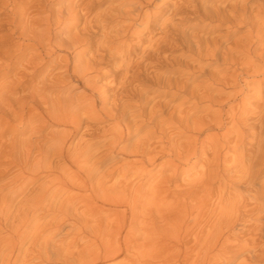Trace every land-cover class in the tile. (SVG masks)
Instances as JSON below:
<instances>
[{
	"label": "bare ground",
	"instance_id": "bare-ground-1",
	"mask_svg": "<svg viewBox=\"0 0 264 264\" xmlns=\"http://www.w3.org/2000/svg\"><path fill=\"white\" fill-rule=\"evenodd\" d=\"M16 1L14 17L8 23L30 43H18L19 53L12 59L10 50L0 53V60L9 57V66L15 71L10 80L0 75V158L9 157L0 167L8 169L7 186L13 197L28 194L19 214L24 222L29 224L49 207L42 217L51 213L52 222L41 228L49 225L61 233L64 228L81 231V226L93 228L89 223H96L97 228H89L100 235L95 237H101L95 240L101 243L91 251L94 263L143 248L183 254L187 264L193 256L204 253L227 264H235L240 257H245L241 264H264V0H222L219 4L215 0H115L118 4L110 3L98 19L91 18L80 2L75 7L67 2L61 8L48 9L50 3L61 0ZM37 2L42 5L43 16L35 14ZM20 5L25 8L16 10ZM184 14L200 18L196 25L202 29L224 28L225 34L205 39L201 33H187L177 18ZM112 20L117 21L116 30L109 32L108 22ZM80 22L84 27L75 37L65 35L54 42L62 32L54 27L67 25L65 32L69 33L68 27ZM245 28L240 38L231 40ZM100 32L96 50L84 59L93 46L90 38ZM146 38L149 46L142 48ZM178 47L188 54L175 64L171 62L174 68L184 67L191 73L194 63L207 62L202 68L205 78L196 87L191 78L175 79L159 72L167 49ZM60 50L72 51L73 61L65 57L61 74L45 72L34 85L39 72L36 67L43 69L60 58ZM46 57L49 60L36 63ZM219 64L225 70L231 66L238 70L232 75L209 71ZM72 65L73 73L92 94H86L79 85L72 86L71 77L64 76ZM112 66L121 74L120 82L114 85L111 81L107 90L97 91L90 77ZM30 69L35 70L33 76L22 82ZM257 76L260 79H245ZM59 83L63 85L56 87ZM143 84L150 85L151 90L143 89ZM154 90H163L172 98L157 102L148 96ZM252 99L257 103H250ZM200 110L207 113L194 119ZM250 118L255 130L251 133L247 125ZM105 121L113 126L99 125ZM15 122L35 125L32 135L52 126L61 129L51 130L46 142L35 150L32 144L17 147L19 141L13 138L4 141ZM2 126L8 129L1 130ZM127 140L130 142L124 144ZM116 157L130 161L117 168L112 177L109 173L113 169L102 174L100 168L115 164ZM200 161L199 173L188 180L190 170L185 167L193 170ZM158 165L162 173L145 189L137 179L151 176ZM164 173L167 176L161 177ZM40 179L43 182L37 189L30 188ZM178 181L181 184L171 189ZM141 232L144 235L137 237ZM192 235H196L192 238L196 242L189 246L186 240ZM106 237L111 239L105 241ZM7 239L1 241L0 253L6 252L7 246H1L8 243ZM89 247L86 250L90 251ZM43 249L48 251L46 246Z\"/></svg>",
	"mask_w": 264,
	"mask_h": 264
},
{
	"label": "rangeland",
	"instance_id": "rangeland-1",
	"mask_svg": "<svg viewBox=\"0 0 264 264\" xmlns=\"http://www.w3.org/2000/svg\"><path fill=\"white\" fill-rule=\"evenodd\" d=\"M116 1H119L118 3H121L120 1L124 2V0H116ZM116 1L115 0H72V2H70V0H61V1H56V2L50 3V5L48 6V9H50V8H53V9L61 8L65 5H67L66 4L67 2H68V4L72 3L73 7H75L74 5L76 3L80 2V3H83L87 7V8H85V6H84L85 10L87 9L86 12L90 13L91 18L93 17L95 19H98V18L102 17L103 15H105L107 8H109L108 6H110L109 5L110 3L117 5L118 3ZM215 1H216L215 2L216 4H219V2L222 0H215ZM236 1L237 0H233L232 3L236 2ZM15 2H17V1L16 0L15 1L14 0H0V53H3V52L10 50L8 55L10 56L11 59L13 58V56H16L19 53L18 43H20V42H25V44L30 43L27 40L20 38V36H19L20 31L13 32V27H11L12 23H8V21L12 17H14ZM224 2H226V1H224ZM39 3L40 2L36 3L37 9L35 10V14L43 16L44 11L41 9L42 8L41 3L40 4ZM158 3L161 4L162 2H158ZM59 6H61V7H59ZM24 8H25V5H20L19 7L16 8V10H20V9L22 10ZM168 15H169V12H167L166 16H168ZM179 16L180 17H177V18L184 21V22L180 21V23L182 26L183 25L185 26L187 33H192L195 35L201 33V34H203V37L205 39H214L220 34H225L224 28L223 29H219V28L211 29L212 26L211 27L208 26V27L202 29L201 26H198L199 22H201L200 18H198V19L196 17L193 18V16L191 14L190 15L184 14V15H179ZM184 16H186V17H184ZM186 18H187V20H186ZM116 22L113 20L108 22V31L109 32H111L110 30H112V29H113L112 31L116 30V28H114L117 25ZM185 23H186V25H185ZM197 23H198V25H196ZM1 24H2V26H1ZM194 25L197 26L198 28L192 27ZM215 25L216 24H214V26ZM65 26L67 27V25H62L60 28H58L57 26L54 27V30L59 29V31H60L62 29L61 35L59 36V34H58L55 37L56 39H54V42H56V43L59 42L60 39L65 37V35H67L65 38L75 37L79 33V31L84 27V22H80L76 26L68 27L69 33L65 32V30H67L65 28ZM40 28L44 29L43 26H41ZM192 28H193V31H192ZM246 30H247L246 28L241 29L238 32L239 34L235 33V35L231 38V40H235V39L240 38L245 33ZM100 37H101V32H100V34L99 33L95 34L93 36V38H90L91 39L90 42H91V44H93V46H92L93 48L90 47V50L84 55V57H83L84 59L88 60L89 57L94 53V51L96 50V47H97L96 43L100 41ZM148 39L147 38L144 39L145 41L143 42V44L141 43V45L143 46L142 48L149 46ZM32 51L34 53L37 52V50H32ZM70 52L71 53L68 54L67 51L60 50V51H58V54H59V56L61 54L62 55L60 56V58L58 57V59H57L60 61L55 60L54 62H49L48 65L47 64H46V66L44 65L43 69L39 68L40 65H39V67H36V70H39V72H38V76H37L38 78L36 77L35 78L36 80L35 79L33 80L34 85H36L38 83V80L41 79L42 75L45 72H55V73L61 74L63 71H60L59 69L63 65V63L65 61V57H68L71 59V61H73V56L75 54L72 53V51H70ZM187 54H188L187 50L182 48V47H178L176 49H173V48L167 49L166 54L164 55V57L166 59H165L164 63L161 64V66H159L160 67L159 72L165 73L168 77H171V78H175V77H180L182 79L191 78L192 86L196 87L199 84H201V81L205 78V75L202 74V68H204L206 66V64H207L206 61H203L201 64L194 63L193 64L194 70H192L191 73H187V71H184V69H185L184 67L174 68L173 65L170 64L171 62L172 63L174 62V64H175V62L177 60L183 59V58H181V57H183V55H185L187 57ZM136 56L140 57L141 56L140 52L136 53ZM6 58L0 60V66H1L0 67V75H1V77L6 75V76H8V78L10 80L15 76L14 75L15 71H13L9 66L10 65V58L7 56H6ZM167 59H168L169 63H166ZM44 60L47 61V60H49V58L46 57L43 60H37L36 63L37 64L42 63V61L44 62ZM55 66H57L56 69H55ZM40 69H42V70H40ZM73 69H74V67L72 65L69 72L64 73V76L66 75V76L71 77L70 84L74 87L79 85L85 91L86 94L87 93H88V95L92 94V92L85 87V84L79 79V77L73 73ZM237 70L238 69L236 66H231L229 69L225 70V66L220 65V64L216 65V66H211L209 69L210 72L217 71V72H222L223 74H226V75H232ZM33 71H35V70L30 69V71L26 74V75H28V77L25 76L23 80L21 79L22 82H25L29 77L33 76ZM260 77L261 76H257L255 79H253V78H245V79H247L246 81H250V80L253 81L256 79H260ZM120 78H121V74H116V68L115 67L113 68V66H112V67H108L104 70L102 69L100 71L94 72L93 76H91L89 80L91 82L92 81L94 82V83L93 82L92 83L97 87V89L99 88L97 91L100 90L101 92H104L105 90H107L109 88V86L112 85V84L110 85L111 81H113L114 85H115V84H117V82L118 83L120 82L119 81ZM61 85H63V84L59 83L56 87H58V86L60 87ZM139 85H141V84H139ZM20 86H21V84L19 85V87ZM51 86H55V85H51ZM142 88L143 89H150L151 86L148 84H143ZM85 89H87V90H85ZM201 89H204V88L201 87ZM55 92H57V90H55ZM55 92H52V93H55ZM111 93H112V91L106 92L105 94H111ZM55 94H58V92ZM148 96L150 98H155V101H157V102L161 101L160 103L167 102V101H164L167 99V97H168V100L172 98L171 95H170L171 97L165 96L163 94V90L151 91V92H149ZM222 98H226V96H222ZM133 102H135V101H133ZM154 102L152 101L150 104H148L147 107L151 108L153 106L152 104H154ZM180 102H181V100L174 103V105L177 106ZM249 102L252 104L257 103L256 101H253V99L249 100ZM206 113H207L206 110H200L199 112L194 114L193 118L194 119L201 118ZM29 117H30V114L26 113V118H29ZM248 120H250L247 122L248 132H250V133L254 132L255 130L253 128V123H251V122H253V118H250ZM12 124L13 125L15 124L13 126V131L9 130L11 133H9V132L6 133L7 139H4V141H7V140L10 141V140H12L11 138H13V139H16L19 141V142L17 141L18 142L17 147H19V146L23 147L24 143H26V144H32L33 147H35V150H36V146L39 147L46 142L47 138L50 136L49 134H50L51 130H60L61 129V127L52 126L53 128L44 129V130L40 129L39 133L32 135V128L35 125H29L26 123L19 124L18 122H15ZM99 125L105 126V127H112L113 123L111 124L110 122L105 121V122L100 123ZM2 129L4 131H6V129H8V127L2 126L1 130ZM177 132L178 131H175L174 134H177ZM79 137H80V135L74 139L75 142L73 140L74 144L77 143ZM175 139L176 140L179 139V136H176ZM128 142H130V141L127 140L124 142V144L128 143ZM20 150L21 149L18 148L17 153H19ZM16 155L19 156V154H16ZM8 158L9 157H5L2 159L0 158V164H1V162H8ZM52 159L53 158H50L51 161H52ZM114 159L116 160L115 164L114 163H113V165L109 164L110 166L107 165V167H106V168H108L107 171H106L105 166L101 167V165H100V167H101L100 170H102L101 171L102 174L104 172L109 173L113 169L115 171L112 170V172L109 174H110V176L111 175L114 176L117 173V170H118L117 168L121 167L125 162L130 161V159H123L121 157H116ZM200 162L198 163L197 167L194 168L193 170H191V167H185L187 170H190V172H189L190 175L187 177L188 180L195 178V176L199 173L201 166L203 164L202 161H200ZM97 163H95V164L97 167H99V164H97ZM62 166H66V164L62 163ZM160 167H161L160 165L156 166L152 170L151 176L139 177L137 179V181L139 183L141 182V184L143 183V185L145 184L144 188L146 189L148 184H150L152 181L156 180L160 176V174L162 173ZM7 170L8 169L4 166L0 167V188H1L0 189V212H1L0 213V236H1L0 237V243H1V241L9 238V239H7V241L10 244H8V243L6 245L2 244L1 247H4V246H7V247H5L6 252L0 253V256H1L0 257V264H63V263H65V264H88V263L91 264V261L96 260L93 252L91 253L94 246L96 244L101 243L100 241H95V240H101V237H98V238L95 237V236H100V235L96 234L97 231L94 232V230H92V229L97 228L95 225L96 223L95 224H93V222L89 223V224H92V226H95L93 228L90 227L91 225L87 226V228H85L84 226H81V228H83V230L81 229V231H84L83 233L78 228H77L78 230L73 229V231L71 228L70 229L64 228L63 229L64 231L61 233L55 232L56 230H52V227L49 226L50 223L52 222L51 221L52 220L51 219L52 214L50 213L49 215H47V217H42L44 215L43 212L49 211V209H50L49 207L45 208L44 210L42 209L39 212V215L37 216V218L31 220L29 224H28V222H24L25 218H23V216H21L19 214L23 212V209L26 206V203H27L26 197L28 196V194L19 193L17 196L13 197V194L10 193V189H8V186H7V183L9 182V178H10V175L7 174ZM73 170L75 171L76 168H73ZM113 172H114V174H112ZM109 174H107V175H109ZM165 176H167V173H166V175L164 173L161 177H165ZM42 182H43V179L37 180L34 182L35 184L33 183L34 186L32 185L33 187H30V188L37 189L42 184ZM180 184H181V181L174 182L173 184H171V186H172L171 189H174L175 186H178ZM234 194H238L237 191H234ZM7 203L10 205H7ZM19 216L22 217V219ZM17 217H19V220ZM38 218H40V221H37ZM49 221H51V222H49ZM10 222H11V224H10ZM14 222H16V224H14ZM47 223L49 224L48 227L41 228L43 226H47ZM85 225H88V224L86 223ZM25 228H26V230H25ZM35 228L39 229V232ZM89 228H92V229H89ZM41 229H43L42 232L40 231ZM85 229H86V231H85ZM16 231H19V232L17 233ZM15 232H16V234H14ZM67 232H69V234H67ZM90 233H92V235ZM142 233L143 232H141L140 234H137V237H139V236L142 237L144 235ZM194 234H196V233H194ZM93 235H94V238L92 237ZM40 237H41V239H39ZM88 237H89V239H88ZM10 238H13V239H10ZM18 238H21V239H18ZM192 238L196 239V235H192L186 240V242H188L189 246L195 245L196 241H195V239H192ZM91 239H93L95 243ZM104 239L106 241L107 239L110 240L111 238L106 237ZM172 241L170 243H172ZM19 244H22V245L20 246ZM172 244H175V241H173ZM8 245H10V246H8ZM89 245H90V247H89ZM45 246L48 248V251H46V249H45V251L43 252L42 249L45 248ZM9 247L12 249H10ZM13 247H14V249H13ZM88 247H89L90 251L86 250V249H88ZM7 248H9V250H7ZM51 249H53L54 252ZM7 251H9V254H7L8 253ZM39 251H41V252H39ZM150 251L151 250L143 251V248H142V250H139L137 252L135 250L130 252V253L124 252L121 256H119L115 260H108V261H100L99 260L96 263H94V261H93V263L94 264H127V263L128 264H187V263H185V259H184L183 254H180V253L176 254L175 253V254L170 255L168 252L155 251V250L153 251V249H152V252H150ZM35 252H37V253H35ZM155 252H157V253H155ZM158 252H160V254ZM91 254H93V257L91 256ZM161 255H163V256H161ZM207 256L208 255L205 253L203 254V256H199V257H198V255L197 256L195 255V256H193V258L191 259V262H189V263L190 264H205V263L208 264L210 262V264H220V263L221 264H227V261L224 259H219V261H218V258L211 257V256H210L211 257L210 258L209 256L208 257ZM207 258L209 259V262H208ZM198 259H199V261H198ZM48 260H51V262H49ZM66 260H68V262ZM206 260H207V262H206ZM244 260H245V257H240L237 259L235 264L244 263ZM58 261H60L61 263H59ZM251 264H257V263L252 262Z\"/></svg>",
	"mask_w": 264,
	"mask_h": 264
}]
</instances>
